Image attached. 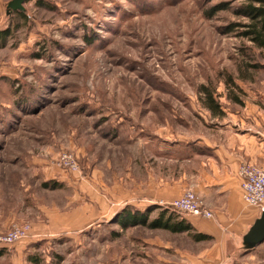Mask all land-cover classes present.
<instances>
[{"label": "rangeland", "instance_id": "obj_1", "mask_svg": "<svg viewBox=\"0 0 264 264\" xmlns=\"http://www.w3.org/2000/svg\"><path fill=\"white\" fill-rule=\"evenodd\" d=\"M11 1L0 0V31L11 29L0 47V237L18 238L0 244V264H264V243L241 253L222 227L198 240L193 215L163 204L192 192L211 210L198 193L219 173L211 145L231 153L251 124L242 110L256 98L226 84L264 82V49L241 35L251 2L27 0L20 19ZM203 86L223 116L205 108Z\"/></svg>", "mask_w": 264, "mask_h": 264}, {"label": "crops", "instance_id": "obj_2", "mask_svg": "<svg viewBox=\"0 0 264 264\" xmlns=\"http://www.w3.org/2000/svg\"><path fill=\"white\" fill-rule=\"evenodd\" d=\"M261 84L262 87L255 92L244 90L246 96H249L248 93L252 94L250 96H254L256 102L253 104L248 102L244 111L242 110V113L247 115L245 121L251 120V124H248L244 135L236 134L237 137L232 139L229 145L232 152L229 153L220 144L211 145L215 151L214 156L219 173L214 183L206 184L203 188L199 187L198 193L205 199L216 218L185 217V222L188 223L185 225L190 224L192 228L204 236L218 238L221 231L219 227L226 229L225 232L232 238L229 241L235 242L237 239L235 242L237 246L239 240L261 215L259 210L245 204L242 198V178L239 172L240 167L245 163L264 167V82ZM177 198L175 197L173 200ZM226 246L223 248L226 249ZM216 255L218 260L223 259L220 253L217 252ZM184 257L187 259L186 256ZM188 263L210 264L208 260L202 258H193L192 262L188 261ZM215 264L223 263L216 261Z\"/></svg>", "mask_w": 264, "mask_h": 264}, {"label": "trees", "instance_id": "obj_3", "mask_svg": "<svg viewBox=\"0 0 264 264\" xmlns=\"http://www.w3.org/2000/svg\"><path fill=\"white\" fill-rule=\"evenodd\" d=\"M249 1L251 3L246 8H244L242 13L245 16H247L250 22L248 23V25L245 26L246 30L243 33H241V35L246 37L256 48L264 49V0H249ZM38 4L41 5V3ZM16 13L19 15L20 19H26V15L23 12L18 11ZM10 30L0 31V44H1L0 47L2 46L3 38L9 36ZM252 68H256V66L253 65ZM243 76L244 75H242V77ZM226 84L228 86H233L234 88L239 90L242 93V95H245L243 89L237 85V83L234 81V79L231 76L228 77ZM202 92H204L205 94L204 95L205 108L210 110L212 114L223 116L224 113L221 109L220 104L216 101L214 93L210 92V90L205 86L202 87ZM234 100L240 105L243 104L239 98H234ZM139 222L140 224H146V220L144 217H141V220ZM153 226L157 228L161 227L176 233L189 229L188 227H183L182 224L172 225L170 222L164 223L161 221L159 223L157 222L153 223ZM197 236H198L197 237L198 240L207 239V237L203 235H197Z\"/></svg>", "mask_w": 264, "mask_h": 264}, {"label": "built area", "instance_id": "obj_4", "mask_svg": "<svg viewBox=\"0 0 264 264\" xmlns=\"http://www.w3.org/2000/svg\"><path fill=\"white\" fill-rule=\"evenodd\" d=\"M243 177L242 182V198L250 207L264 212V168L245 164L241 170ZM168 209L180 212L182 214L202 217L204 219H212L213 213L207 209L194 193L186 192L180 198L169 203H163ZM18 237L8 236L0 237V244L8 245L17 240Z\"/></svg>", "mask_w": 264, "mask_h": 264}, {"label": "water", "instance_id": "obj_5", "mask_svg": "<svg viewBox=\"0 0 264 264\" xmlns=\"http://www.w3.org/2000/svg\"><path fill=\"white\" fill-rule=\"evenodd\" d=\"M27 0H12L7 6V14H12L14 11H24V4ZM264 243V212L250 227L249 231L240 239L237 246V251L247 253L256 249Z\"/></svg>", "mask_w": 264, "mask_h": 264}]
</instances>
